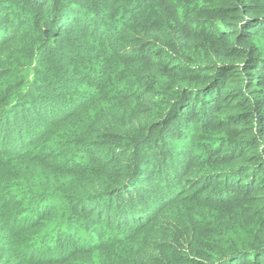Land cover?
<instances>
[{
    "label": "trees",
    "instance_id": "1",
    "mask_svg": "<svg viewBox=\"0 0 264 264\" xmlns=\"http://www.w3.org/2000/svg\"><path fill=\"white\" fill-rule=\"evenodd\" d=\"M0 264H264V0H0Z\"/></svg>",
    "mask_w": 264,
    "mask_h": 264
}]
</instances>
